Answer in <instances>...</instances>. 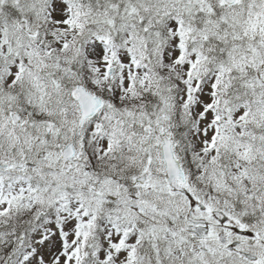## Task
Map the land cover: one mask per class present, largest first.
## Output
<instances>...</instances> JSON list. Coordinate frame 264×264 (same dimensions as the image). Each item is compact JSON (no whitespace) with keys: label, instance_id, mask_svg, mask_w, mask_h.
Wrapping results in <instances>:
<instances>
[{"label":"snow or ice","instance_id":"snow-or-ice-1","mask_svg":"<svg viewBox=\"0 0 264 264\" xmlns=\"http://www.w3.org/2000/svg\"><path fill=\"white\" fill-rule=\"evenodd\" d=\"M0 264H264V0H0Z\"/></svg>","mask_w":264,"mask_h":264}]
</instances>
